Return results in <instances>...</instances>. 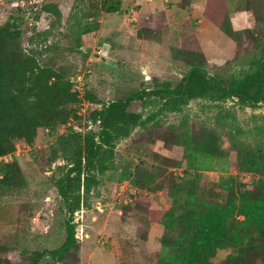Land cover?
I'll return each mask as SVG.
<instances>
[{
  "label": "rangeland",
  "instance_id": "rangeland-1",
  "mask_svg": "<svg viewBox=\"0 0 264 264\" xmlns=\"http://www.w3.org/2000/svg\"><path fill=\"white\" fill-rule=\"evenodd\" d=\"M220 1L121 0L117 12L101 13L99 28L85 34V47L75 49L67 29L74 0H45L57 5L61 17L40 11L41 7L34 14L26 13L19 19L22 46H39L46 39L38 55L40 63L73 78L75 89L93 90L104 102L166 81L174 86L188 70L187 60L194 59L187 53L190 50L204 53L199 62L210 76L228 80L242 75L253 56L259 55L264 23L254 18L252 10L231 12L238 31L228 36L215 18L205 15L211 8L221 12ZM19 11L13 0H0V25ZM156 14L161 15L153 21L158 27H145ZM139 28L148 31L138 37ZM246 28L252 32L243 31ZM31 34L37 36L33 44L28 42ZM104 43L109 46L107 55L93 56V52L101 54ZM163 103L144 95L130 102L128 110L145 119ZM79 123L84 131L89 126L85 119ZM54 138L40 129L31 145L22 141L16 145L14 159L27 185L0 194V264H23L27 252L56 249L64 240L62 203L56 188L46 183L50 166L37 154ZM238 146H264V102L250 107L232 99L214 102L204 97L191 99L179 110L164 109L116 144L114 167L98 176L84 212L73 215L76 247L59 261L45 255L37 264H157L164 254L158 216L170 206L169 184L196 172L202 193L212 189L223 200L225 193L214 186L221 178L231 174L246 182L253 176L237 168ZM203 148L208 149L207 156ZM135 169L142 173L139 187L131 181ZM97 201L101 212L94 207ZM228 252L218 250L213 261L220 262Z\"/></svg>",
  "mask_w": 264,
  "mask_h": 264
},
{
  "label": "trees",
  "instance_id": "trees-1",
  "mask_svg": "<svg viewBox=\"0 0 264 264\" xmlns=\"http://www.w3.org/2000/svg\"><path fill=\"white\" fill-rule=\"evenodd\" d=\"M44 1L38 9L59 19L61 12L57 5ZM120 2L74 0L67 21L69 35L75 40L73 47H85V34L99 28L101 13L117 12ZM185 7L188 8L189 4ZM219 7L221 12L211 8L205 15L215 18L218 28L228 36L233 37L238 31L231 24V12L252 10L254 18L258 17L260 23H264V0H221ZM18 9L20 13L17 16L7 18L0 25V194L27 185L14 159L17 143L22 141L31 145L38 130L47 131L55 138L47 146L39 148L37 154L43 163L50 166L51 174L46 183L56 188L62 203L59 211L64 214L65 230L64 240L58 248L27 252L29 255L23 264H37L45 255L59 261L76 247L73 215L81 207L89 206L90 192L99 183L98 176L114 167L116 144L128 138L136 127H143L164 109L179 110L195 98L206 97L214 102L232 99L241 106L250 107L264 102L262 43L258 44L259 55L253 56L249 68L238 77L230 76L228 80L214 76L208 78L207 70L199 62L204 53L190 50L187 53L194 59L187 60L189 68L174 86L166 81L106 102L93 90L85 89L80 98L71 77L40 63L38 55L46 39L39 46H22L19 19L26 12ZM160 19L161 15H154L153 19L146 21L145 27H158L157 24L153 26V21ZM146 31L139 28L137 36L141 37ZM243 31L252 32L247 28ZM36 37L31 34L28 42L33 44ZM144 95L164 101L145 119L140 112L128 110L130 102ZM83 100L89 103L85 116L78 115ZM81 119L89 121L85 131L80 128ZM70 121H74L77 128L68 125ZM95 124L96 130L93 129ZM203 150L207 156L208 149L207 152L205 148ZM236 152L237 168L251 172L253 176L246 182H240L231 174L221 178L214 186L225 193L223 200H219L218 192L212 189L207 195L202 193L196 172L190 178L169 184L170 206L158 216L162 225L160 242L164 254L157 264L264 262V146H238ZM139 174L142 175L135 169L131 180L135 187L143 184ZM224 249L229 250L226 256L220 262H214L217 251Z\"/></svg>",
  "mask_w": 264,
  "mask_h": 264
},
{
  "label": "built area",
  "instance_id": "built-area-1",
  "mask_svg": "<svg viewBox=\"0 0 264 264\" xmlns=\"http://www.w3.org/2000/svg\"><path fill=\"white\" fill-rule=\"evenodd\" d=\"M44 0H16L14 1L16 7L21 8L22 10H24L27 14H31L33 11L37 10L42 2ZM77 79H80V76H77ZM70 81L73 82V87L75 89L76 85L74 84L75 82L73 81V78H70ZM76 91H78V97H83L84 95V90L83 89H75ZM89 107V103L87 100H83V102L81 103V107L80 110L78 112V115H82L84 116V113L87 111V108ZM68 125H72L74 128H77L76 124L74 123V121H70L68 123ZM91 126V125H90ZM5 159V157H4ZM131 194L135 192V188H132L130 190H128ZM120 189H118L117 191V195L120 194ZM124 202H127L126 200ZM95 209L97 211H102V204L97 201L94 205ZM79 213H83L84 212V208L81 207V209L78 210Z\"/></svg>",
  "mask_w": 264,
  "mask_h": 264
},
{
  "label": "water",
  "instance_id": "water-1",
  "mask_svg": "<svg viewBox=\"0 0 264 264\" xmlns=\"http://www.w3.org/2000/svg\"><path fill=\"white\" fill-rule=\"evenodd\" d=\"M108 47H109L108 44L104 43L102 45L101 54L98 53V52H93V56H95V57H100L101 56L102 58H104L107 55ZM207 76H208V78H211V76L209 74H207Z\"/></svg>",
  "mask_w": 264,
  "mask_h": 264
},
{
  "label": "crops",
  "instance_id": "crops-1",
  "mask_svg": "<svg viewBox=\"0 0 264 264\" xmlns=\"http://www.w3.org/2000/svg\"><path fill=\"white\" fill-rule=\"evenodd\" d=\"M238 12H242V11H238ZM230 20H231V24L233 26V17H231V15H230Z\"/></svg>",
  "mask_w": 264,
  "mask_h": 264
}]
</instances>
